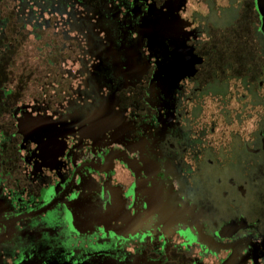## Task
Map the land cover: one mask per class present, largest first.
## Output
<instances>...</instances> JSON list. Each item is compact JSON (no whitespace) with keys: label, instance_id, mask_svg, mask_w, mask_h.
Here are the masks:
<instances>
[{"label":"flooded vegetation","instance_id":"obj_1","mask_svg":"<svg viewBox=\"0 0 264 264\" xmlns=\"http://www.w3.org/2000/svg\"><path fill=\"white\" fill-rule=\"evenodd\" d=\"M263 6L0 0L43 64L0 93V264H264Z\"/></svg>","mask_w":264,"mask_h":264},{"label":"rangeland","instance_id":"obj_2","mask_svg":"<svg viewBox=\"0 0 264 264\" xmlns=\"http://www.w3.org/2000/svg\"><path fill=\"white\" fill-rule=\"evenodd\" d=\"M262 15H264V11L262 12ZM14 34L15 33L13 31L7 29L1 37H8V40L11 41H9V43L12 45L10 51L4 50L2 53V50L0 49V93L2 102V119L4 121V124L2 122V126L7 124L8 110L12 109L14 104L22 101H16L17 98L15 95L20 94L21 97H23L25 94L26 97L30 98L32 94L38 92V87L41 86L40 84L32 81L33 78L29 75V72L32 71V67H36L37 71H39L41 68L40 66L43 65L41 61H38L39 59L37 58L38 55L35 52L34 43L30 40V38L28 40L26 37H22L21 41L23 42H17V39L21 36L15 37ZM2 40L5 44V40ZM9 43L6 41V44ZM10 69H18L19 71H22L21 73L24 75L19 78L16 71H11ZM3 90L7 93L3 94ZM25 96L24 98H26ZM21 122L25 126L27 125L26 121L23 120ZM1 157L4 156L1 155Z\"/></svg>","mask_w":264,"mask_h":264},{"label":"water","instance_id":"obj_3","mask_svg":"<svg viewBox=\"0 0 264 264\" xmlns=\"http://www.w3.org/2000/svg\"><path fill=\"white\" fill-rule=\"evenodd\" d=\"M261 31L264 37V15H262V30ZM255 201L257 204L256 210L260 218L262 219V221H264V163L261 166L260 170H258L257 193H256Z\"/></svg>","mask_w":264,"mask_h":264},{"label":"trees","instance_id":"obj_4","mask_svg":"<svg viewBox=\"0 0 264 264\" xmlns=\"http://www.w3.org/2000/svg\"><path fill=\"white\" fill-rule=\"evenodd\" d=\"M2 36H0V49L2 50V53L4 52V50H7V51H10L11 48H12V45L9 43L10 40H8V37H3L1 38ZM5 40V44L3 43V40ZM6 41H8L9 44H6ZM11 42V41H10ZM11 71H16V74H18V77L20 78L22 75H24L23 73H21L22 71H19L18 69L15 70V69H10ZM5 90V89H4ZM3 90V94L7 93ZM12 92V90H11Z\"/></svg>","mask_w":264,"mask_h":264},{"label":"clouds","instance_id":"obj_5","mask_svg":"<svg viewBox=\"0 0 264 264\" xmlns=\"http://www.w3.org/2000/svg\"><path fill=\"white\" fill-rule=\"evenodd\" d=\"M190 7H191V5H190Z\"/></svg>","mask_w":264,"mask_h":264}]
</instances>
